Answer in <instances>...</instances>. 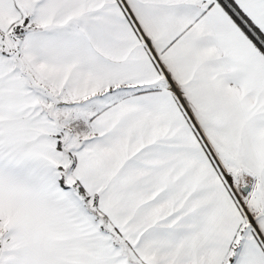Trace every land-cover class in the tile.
Returning a JSON list of instances; mask_svg holds the SVG:
<instances>
[{
  "label": "snow or ice",
  "instance_id": "obj_1",
  "mask_svg": "<svg viewBox=\"0 0 264 264\" xmlns=\"http://www.w3.org/2000/svg\"><path fill=\"white\" fill-rule=\"evenodd\" d=\"M0 264H264V0H0Z\"/></svg>",
  "mask_w": 264,
  "mask_h": 264
}]
</instances>
